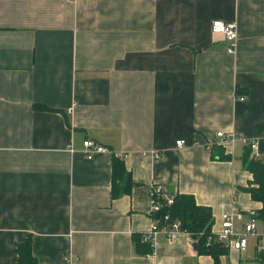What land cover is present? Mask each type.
Segmentation results:
<instances>
[{
  "label": "crops",
  "instance_id": "crops-1",
  "mask_svg": "<svg viewBox=\"0 0 264 264\" xmlns=\"http://www.w3.org/2000/svg\"><path fill=\"white\" fill-rule=\"evenodd\" d=\"M214 20L236 22L234 51ZM263 136L264 0H0V264L27 239L37 264H215L182 232L147 252L149 187L192 194L216 232L260 207L240 138Z\"/></svg>",
  "mask_w": 264,
  "mask_h": 264
},
{
  "label": "built area",
  "instance_id": "built-area-1",
  "mask_svg": "<svg viewBox=\"0 0 264 264\" xmlns=\"http://www.w3.org/2000/svg\"><path fill=\"white\" fill-rule=\"evenodd\" d=\"M211 31L213 33H221L228 42L229 51H234L237 40V25L235 21L214 20L211 23ZM243 100L242 97H240ZM216 136L220 139V143H233L236 141V133L218 131ZM243 145L248 149L249 156L255 160H264V136L255 138H240ZM176 145L185 144L183 139L176 140ZM84 153L87 158H91L96 153H109L110 148L99 145L91 140L83 141ZM152 156L155 160L160 158V153L152 151ZM151 195L150 205V226L149 229L141 234L140 240L143 243L149 244L152 248L156 243L159 234L165 235L168 241L178 233H186L180 228V223L177 220L170 221L169 213L158 215L164 204L171 205L173 198L167 194L161 184H151L149 187ZM241 222L240 229L235 228V222ZM257 211L249 209L247 211L231 210L224 212L221 215L220 229L210 233L207 240H218L228 249L244 250L248 246V238L254 236L257 239V246L260 253L264 254V231H258ZM190 237V236H189ZM191 239V238H190ZM192 241V239H191ZM264 264V261L263 263Z\"/></svg>",
  "mask_w": 264,
  "mask_h": 264
},
{
  "label": "trees",
  "instance_id": "trees-1",
  "mask_svg": "<svg viewBox=\"0 0 264 264\" xmlns=\"http://www.w3.org/2000/svg\"><path fill=\"white\" fill-rule=\"evenodd\" d=\"M211 157L216 159H229L230 155L224 152V147L220 144L211 146ZM113 168L123 172L124 165L122 158L112 155ZM243 165L251 174L252 178L245 187L251 198L260 203L257 211L258 220L264 224V160H255L249 156V151L246 149L243 153ZM128 182H130V177ZM115 179V178H113ZM126 189L124 192H127ZM121 194V193H120ZM114 189L112 196L120 195ZM173 198L171 205L164 204L158 215L169 213L170 221L177 220L180 223V228L185 230L193 242H196L197 252L199 254H209L213 257L215 264H220L219 257L227 254L229 249L218 240H211L208 243L207 237L211 233L213 225V217L211 208L206 205L198 204L192 194L187 193H168ZM140 240V239H139ZM141 242V241H140ZM143 243V242H141ZM146 244V243H144ZM149 246V244H146ZM148 253H151L152 248L147 247ZM17 264H37L35 257L31 253V242L27 239L16 246ZM261 264L264 261V254H260Z\"/></svg>",
  "mask_w": 264,
  "mask_h": 264
},
{
  "label": "rangeland",
  "instance_id": "rangeland-1",
  "mask_svg": "<svg viewBox=\"0 0 264 264\" xmlns=\"http://www.w3.org/2000/svg\"><path fill=\"white\" fill-rule=\"evenodd\" d=\"M258 230H259V232H263L264 231V229L262 227L259 228ZM254 243H256V238H251L250 237L249 240H248L247 253H248V255L250 256L251 259L253 258V255H254L253 254L254 247H255L256 250L259 251L257 243H256V245H254ZM249 264H255L254 259L250 260Z\"/></svg>",
  "mask_w": 264,
  "mask_h": 264
},
{
  "label": "water",
  "instance_id": "water-1",
  "mask_svg": "<svg viewBox=\"0 0 264 264\" xmlns=\"http://www.w3.org/2000/svg\"><path fill=\"white\" fill-rule=\"evenodd\" d=\"M193 247L196 249L197 245H196V242H193Z\"/></svg>",
  "mask_w": 264,
  "mask_h": 264
}]
</instances>
